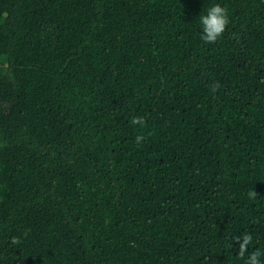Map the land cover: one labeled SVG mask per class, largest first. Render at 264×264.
Wrapping results in <instances>:
<instances>
[{
	"label": "trees",
	"instance_id": "1",
	"mask_svg": "<svg viewBox=\"0 0 264 264\" xmlns=\"http://www.w3.org/2000/svg\"><path fill=\"white\" fill-rule=\"evenodd\" d=\"M216 3L228 23L206 42ZM257 250L264 0H0V264Z\"/></svg>",
	"mask_w": 264,
	"mask_h": 264
},
{
	"label": "clouds",
	"instance_id": "2",
	"mask_svg": "<svg viewBox=\"0 0 264 264\" xmlns=\"http://www.w3.org/2000/svg\"><path fill=\"white\" fill-rule=\"evenodd\" d=\"M200 23L202 26V39L206 42H214L218 36H220L226 24L228 23L227 11L219 3L213 4L208 8L207 14L201 16ZM134 124L142 123L141 118L133 120ZM137 141L141 139L140 136L136 137ZM252 241L250 234H244L242 239L238 240L239 243V255L243 256L248 250V246ZM264 255L259 250L253 252L247 257V264H262L260 257Z\"/></svg>",
	"mask_w": 264,
	"mask_h": 264
}]
</instances>
